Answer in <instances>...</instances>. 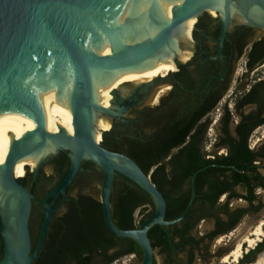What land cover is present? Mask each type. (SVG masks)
Returning <instances> with one entry per match:
<instances>
[{"label":"water","instance_id":"95a60500","mask_svg":"<svg viewBox=\"0 0 264 264\" xmlns=\"http://www.w3.org/2000/svg\"><path fill=\"white\" fill-rule=\"evenodd\" d=\"M243 2L249 6L248 12L256 11L254 24L264 28V0ZM225 3L227 21L219 40V54L233 0H0V112L26 99L53 104L48 120L14 139L5 161L0 163V235L4 245L0 264H32L39 257L56 211L54 204L60 195L65 199L85 160L103 172L100 201L108 230L141 246V264L154 263L155 250L148 231L156 224L169 226L185 218L196 197L195 177L200 170L193 173L191 197L185 209L166 220V199L151 176L131 157L109 150L104 140H97L96 135L106 137L98 117L118 114L94 101L95 82L109 83L115 72L182 54L189 48L180 42V30L204 10ZM65 81H70L72 133L65 129L53 131L62 102L50 85ZM59 149L68 151L69 168L41 202L44 216L33 249V195L21 182L22 177L15 175V166L18 160L34 159L38 167ZM117 174L145 190L154 204V214L132 229L119 228L112 217L111 195Z\"/></svg>","mask_w":264,"mask_h":264},{"label":"flooded vegetation","instance_id":"af4514ba","mask_svg":"<svg viewBox=\"0 0 264 264\" xmlns=\"http://www.w3.org/2000/svg\"><path fill=\"white\" fill-rule=\"evenodd\" d=\"M233 4L221 54H219V40L223 26L227 21L228 6L226 3L204 10L196 17L197 23L192 34V44L188 45V50H182V54L172 58V61L179 66L178 70L167 71L156 77L151 83L139 88L131 98L122 104L125 106L123 111H126L127 115L112 117L110 130L103 131L106 135L104 140L110 147L117 145L124 151V147L129 143L134 146L149 143L158 151L163 142L167 143L170 136L169 131L173 130L175 125L179 129L177 134L173 135L176 138H179L185 129L193 125L186 141L172 147L164 161H168L172 155L177 154L190 141L193 142L195 155L202 154L206 158H214L216 155H228L231 147L230 140H239L244 137V132L255 120L263 121L255 127L252 133L264 125V28L254 24L256 11L248 12L249 6L244 4L243 0H233ZM260 56H263L262 60L257 61ZM241 63L243 66L240 67ZM158 84H163V89L150 97L152 88ZM252 115L254 117H250ZM243 121L244 126L239 130V125ZM212 135L215 137L207 146ZM105 147L107 146L105 145ZM250 148L254 147L250 146ZM69 159L68 151L59 149L49 154L38 167L36 164L34 167H25V174L21 182L33 195L32 208L34 204L37 208L34 219L31 211V230L40 231L44 216L41 202L67 173ZM101 173H103L102 170L94 163L86 167L83 166L75 181L80 179L85 185L84 188L75 185L74 181L68 187L65 199L62 195L58 197L54 204L56 211L53 213L50 228L52 223L58 221L65 213L67 203L75 199L78 193L92 195L100 188L101 184L95 179ZM117 180L120 182V187L124 189L121 194L126 195L129 194L128 190L137 189L133 181L123 175L117 174L114 182ZM93 190L95 191L93 192ZM259 190L264 191V189H257L258 197L253 202V206L257 209L260 204V202L256 203L259 201ZM234 192L241 193L242 191L238 187L234 189ZM230 194V191L223 192L213 207L205 204L202 199L196 205L191 220L193 221L200 214L203 217L190 230L189 235L196 238L205 236V239L195 250V255L198 253L202 257L210 243L219 242L221 236L234 231L242 218L248 214L243 215L231 229H225L227 225L220 226L218 224L220 220L230 224L231 217L238 209L251 206L242 197H230ZM117 196H119V192L114 190L113 185L112 211L113 201ZM239 202H245L246 206L240 205ZM144 206L137 207L134 217L138 213L140 220L142 219L140 213L144 212ZM226 206L227 210H225ZM214 233L217 234L211 238ZM190 249L191 247L188 246L187 250L182 251L178 256H176V252H173L172 261H168V255L163 254V264H185ZM118 250L119 247L111 248L108 250V255ZM223 253V251L219 253L220 258ZM181 255L183 258L180 257ZM3 256L4 245L0 235V260ZM90 264H105V257L95 255Z\"/></svg>","mask_w":264,"mask_h":264},{"label":"trees","instance_id":"16d2710c","mask_svg":"<svg viewBox=\"0 0 264 264\" xmlns=\"http://www.w3.org/2000/svg\"><path fill=\"white\" fill-rule=\"evenodd\" d=\"M262 58L263 56H260L257 61H261ZM262 121L259 119L252 122L241 139L230 140L231 147L228 155H216L214 158H206L202 154L195 155L193 142L190 141L177 154L172 155L168 161H164L172 147L186 141L193 125L185 129L179 138L173 136L179 130L175 125V128L169 131L170 136L167 143L163 142L158 151L149 143L136 146L129 143L122 151L117 145L110 147L104 140L106 148L125 153L135 160L146 174L151 176L152 181L166 199V220L177 217L185 209L191 197V177L194 172L200 170L195 177L196 198L185 218L181 222L169 226L156 224L148 231L154 250L160 254H167L168 261L173 260V252H176V256H178L190 246L191 249L188 250L187 259L184 261L185 264H193L195 250L205 239V236L196 238L189 235L190 230L203 217L200 214L193 221L191 220L199 200L202 199L205 204L213 207L219 196L225 191L231 192L230 197H242L247 200L251 206L238 209L231 217L230 224L218 221L220 226L227 225L225 229L233 228L243 215L257 209L253 206V202L258 197L257 189H264V143L258 148H250L248 138ZM242 126H244V121L239 125V130ZM89 164L92 162L85 160L83 166L86 167ZM102 178L103 173L97 176L95 181L101 184ZM134 184L137 189L128 190L129 194L125 195L121 194L124 189L120 187L119 180L114 182V190L119 192V196L113 201L112 217L115 224L121 229L137 227L134 213L140 205H145L144 214L140 213L142 214L140 222L153 215L155 211L149 194L136 183ZM75 185H80L82 188L85 186L80 179L75 181ZM238 187L241 188V193L234 192V189ZM97 195L100 197V188L92 195L80 192L75 196V199L67 203L65 213L58 221L52 223L44 248L32 264H90L95 255L104 256L105 264H108L128 254H134L141 264L143 258L141 246L135 240L118 237L108 230L103 219L102 204ZM225 210H227V206ZM36 211V204H34L33 219L36 217ZM216 234H212L211 238ZM38 235L39 231L31 230L33 249L36 246ZM116 247H119V250L108 255V250ZM263 251L264 238L253 249H250L238 264L253 263ZM153 264H158L156 258Z\"/></svg>","mask_w":264,"mask_h":264},{"label":"bare ground","instance_id":"6f19581e","mask_svg":"<svg viewBox=\"0 0 264 264\" xmlns=\"http://www.w3.org/2000/svg\"><path fill=\"white\" fill-rule=\"evenodd\" d=\"M180 8L181 7H179V10ZM196 23L197 18H194L180 30L179 40L184 46L192 44V34L196 27ZM178 69L179 66L175 64L170 57L159 61L154 60V62H148L146 67L138 66L115 72L111 74L109 83H107L106 80L95 82L94 101L99 105L111 109L115 106L120 97L125 96L130 85L142 81H150L167 71H176ZM50 86L56 88L62 102L60 115L53 131L59 132L61 129H65L72 133L74 129L69 108L70 81L59 82ZM52 110L53 104L49 101L26 99L20 100L0 112V163L5 161L13 140L44 124L48 120ZM99 126L103 131L107 132L110 130V124L106 121L99 120ZM96 137L99 142L104 140L103 134L96 135ZM48 148L52 149L53 145H50ZM35 164L36 160L34 159L18 160L15 166V175L17 177H23L25 174V167H34ZM263 226L264 220L238 242L229 254L223 256L222 263L226 264L230 261L234 263L238 262L245 252L254 248L257 243L262 240V237H264ZM245 228V224L242 225L233 235V238H237ZM252 264H264V252L258 257L257 261Z\"/></svg>","mask_w":264,"mask_h":264},{"label":"rangeland","instance_id":"374dc122","mask_svg":"<svg viewBox=\"0 0 264 264\" xmlns=\"http://www.w3.org/2000/svg\"><path fill=\"white\" fill-rule=\"evenodd\" d=\"M239 66L240 67L243 66V63L239 64ZM153 80L142 81V82L130 85L129 88H128L127 93L125 94V96L120 97L122 99H118V100H121V101H119L118 104L117 103L115 104V106L113 107V110L118 115H124V116L127 115V112L123 111V110H125V106H122V104L125 103L129 98H131V96H133V94L139 88H142L143 85H145V84L151 83ZM162 89H163V84L156 85L155 87L152 88L150 97L154 96L156 93H158L159 90H162ZM99 120L106 121L109 124H111L112 117L108 116L106 114H103L100 117H98V121ZM214 137H215V135H212L210 137L211 140L208 141L207 146H209L211 144V142L213 141ZM262 142H264V125L262 127L257 128L252 133V135L250 136V138L248 140L249 145L251 147H254V148H257ZM258 193H259V198H258L259 201H257L256 203L258 204V202H260L259 209L251 211L246 216H244L242 218V220L240 221V223L238 224L237 228L234 231H232L231 233H228L227 235L221 236L220 237L221 240L219 242L213 241L212 243H210L208 248H207V250L203 253L204 257H200L199 254L196 253L195 260H194L193 264H223L222 263L223 256L220 258L219 253L223 251L224 253L222 255H225V253H227V251L233 250V248L235 247L236 243L240 242L262 220H264V191L263 190H259ZM97 197H99V196L97 195ZM99 199H100V197H99ZM239 204L243 205V206H246L245 202H239ZM136 218L138 220L140 219V215L138 213H136ZM244 224H245L246 228L244 229V231L241 234H239V236L237 238L234 239L233 235ZM263 231H264V226H263ZM263 238L264 237H262V239ZM263 252H261L256 257V260L254 262L257 261L258 257L260 255H262ZM246 253L247 252H245L243 254V256ZM180 257L183 258V255H181ZM155 258H156L158 264H163L164 255L160 254L157 250L155 251ZM241 258L239 259V261L241 260ZM238 262L234 263V262L230 261V262H228L226 264H238ZM112 264H139V262H138V260L136 259V257L134 255H128V256H124V257H122V258H120L118 260H115Z\"/></svg>","mask_w":264,"mask_h":264},{"label":"built area","instance_id":"2783aa9c","mask_svg":"<svg viewBox=\"0 0 264 264\" xmlns=\"http://www.w3.org/2000/svg\"><path fill=\"white\" fill-rule=\"evenodd\" d=\"M134 219H135V223H136V224H139L140 219L138 220V219L136 218V215H135Z\"/></svg>","mask_w":264,"mask_h":264}]
</instances>
